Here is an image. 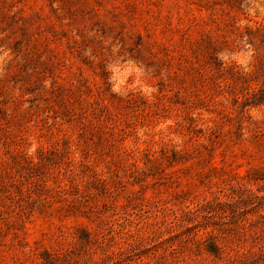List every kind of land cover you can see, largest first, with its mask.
<instances>
[{
  "label": "rangeland",
  "instance_id": "374dc122",
  "mask_svg": "<svg viewBox=\"0 0 264 264\" xmlns=\"http://www.w3.org/2000/svg\"><path fill=\"white\" fill-rule=\"evenodd\" d=\"M5 52L0 264H264V0H0Z\"/></svg>",
  "mask_w": 264,
  "mask_h": 264
},
{
  "label": "clouds",
  "instance_id": "9594fccd",
  "mask_svg": "<svg viewBox=\"0 0 264 264\" xmlns=\"http://www.w3.org/2000/svg\"><path fill=\"white\" fill-rule=\"evenodd\" d=\"M7 56H8V53L5 52L3 56H0V61L7 58ZM113 71L116 73V75L114 76V80L116 82V87L114 90H119V87L124 83V77H126L127 71H125L123 74L120 72L119 68H114Z\"/></svg>",
  "mask_w": 264,
  "mask_h": 264
}]
</instances>
